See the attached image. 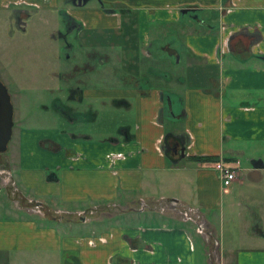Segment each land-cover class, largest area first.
<instances>
[{"label": "crops", "instance_id": "0c3cea01", "mask_svg": "<svg viewBox=\"0 0 264 264\" xmlns=\"http://www.w3.org/2000/svg\"><path fill=\"white\" fill-rule=\"evenodd\" d=\"M88 1L0 0L10 17L25 12V22L32 9L40 22L65 14L104 65L121 53L132 21L136 47L122 50L141 58L112 63L118 81L108 70L113 82L72 81L67 102L53 89L64 124L18 128L6 181L17 214L0 217V255L44 264H264V0ZM219 160L238 165L228 186L213 169ZM145 210L174 221L145 222Z\"/></svg>", "mask_w": 264, "mask_h": 264}, {"label": "rangeland", "instance_id": "374dc122", "mask_svg": "<svg viewBox=\"0 0 264 264\" xmlns=\"http://www.w3.org/2000/svg\"><path fill=\"white\" fill-rule=\"evenodd\" d=\"M89 1L92 4L96 3L95 0ZM61 6H64L63 3ZM30 12L32 15L27 20L25 26L20 24L25 19L14 21L15 19L8 15V9L0 8V81L6 86L13 106L12 136L8 142L7 150L0 153V217H10L17 214L14 210L15 206L10 198L8 183L6 181L9 182L8 174L12 172L13 168L10 164L13 160L15 162L14 139L18 128L31 122L53 124L58 121V124H64L61 122V119L64 120V117L57 114L60 107L55 105L57 104L55 98L59 95V92L53 89L59 86L63 94L61 97L67 102L69 96L67 88H71L68 85L75 84L72 81H76L81 77L93 83L104 84L106 81L113 82L112 79H108L102 74L108 70L111 73L110 76H114L112 63L116 67H123L129 63H139L141 59L138 54H136L135 59L132 54L124 53L122 50L124 45L136 47V28L134 29L132 21L129 31L126 34H122L123 41L118 42L121 53L107 55L105 59L108 63L104 65L105 63L100 64L101 60L99 55H96L97 53L88 54V52H85L86 50L89 51L90 47H81L79 37H74L76 32L71 31V28L75 24L70 23L65 14L57 12L49 16L50 18L46 22H40L37 18L36 10L32 9ZM43 14L48 13L43 11ZM68 44L72 47L67 48ZM96 50L101 53L106 48H97ZM130 50L133 52V49ZM86 64H90L92 68L90 70L80 69V67L86 68ZM75 65H79L77 66L79 67L78 70H73ZM130 70L129 75L133 74V69L130 68ZM53 71H59L57 73H61V75L54 77L52 75ZM114 80H117L115 76ZM64 89L65 94L63 92ZM63 100L62 102L64 103ZM59 118L61 119L59 120ZM99 120L100 118L98 119V123H100ZM87 127L92 126L91 124L87 126L68 125V128L71 130H74V128L83 130ZM241 164L239 162V165ZM239 177H242V175L239 174ZM243 191L244 189L239 186L237 192L241 193ZM16 195L13 193V198ZM225 197H223V225L225 237H227L229 233L227 206L230 195L227 197V204ZM18 205H21V203ZM103 208L104 210H110V207ZM178 211L179 215L184 216L183 210L180 207ZM219 215V209L212 212L211 215L217 232L220 230ZM119 218V220L122 219L121 217ZM140 218L145 222L154 223L174 221V219H171L165 213L149 212V210H145ZM113 221L115 220L113 219ZM193 235L196 247H199V256H201L202 252L200 249L204 248V243L200 238L198 240L199 236L197 234L193 233ZM30 256L13 255L8 256L10 258L8 260L7 255L3 254V256L0 255V264H44L40 259L37 260L32 255ZM213 264H215L214 261Z\"/></svg>", "mask_w": 264, "mask_h": 264}, {"label": "water", "instance_id": "95a60500", "mask_svg": "<svg viewBox=\"0 0 264 264\" xmlns=\"http://www.w3.org/2000/svg\"><path fill=\"white\" fill-rule=\"evenodd\" d=\"M72 3L81 5L86 0H71ZM25 21H21V25H25ZM13 128V106L10 94L6 86L0 81V153L7 150L8 142L12 136ZM181 157L184 156V148H180Z\"/></svg>", "mask_w": 264, "mask_h": 264}, {"label": "built area", "instance_id": "2783aa9c", "mask_svg": "<svg viewBox=\"0 0 264 264\" xmlns=\"http://www.w3.org/2000/svg\"><path fill=\"white\" fill-rule=\"evenodd\" d=\"M212 166L224 186H228L233 180L236 179L238 168L236 163L219 160L214 162Z\"/></svg>", "mask_w": 264, "mask_h": 264}, {"label": "flooded vegetation", "instance_id": "af4514ba", "mask_svg": "<svg viewBox=\"0 0 264 264\" xmlns=\"http://www.w3.org/2000/svg\"><path fill=\"white\" fill-rule=\"evenodd\" d=\"M22 16H25V12H23V11H16V12H14V21H18L19 19H21L20 17H22Z\"/></svg>", "mask_w": 264, "mask_h": 264}, {"label": "trees", "instance_id": "16d2710c", "mask_svg": "<svg viewBox=\"0 0 264 264\" xmlns=\"http://www.w3.org/2000/svg\"><path fill=\"white\" fill-rule=\"evenodd\" d=\"M68 20H69V18H67ZM70 21V20H69ZM71 22V21H70ZM197 160H199V159H201V158H199V157H197L196 158ZM205 159H208L207 157H205ZM210 159H214V157L213 158H210Z\"/></svg>", "mask_w": 264, "mask_h": 264}]
</instances>
